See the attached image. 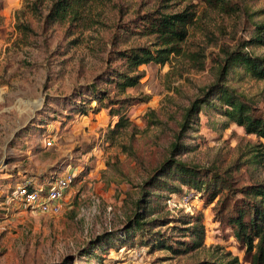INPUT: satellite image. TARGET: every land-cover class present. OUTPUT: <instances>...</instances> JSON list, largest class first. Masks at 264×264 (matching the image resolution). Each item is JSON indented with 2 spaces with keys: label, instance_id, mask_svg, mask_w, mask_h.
Masks as SVG:
<instances>
[{
  "label": "rangeland",
  "instance_id": "rangeland-1",
  "mask_svg": "<svg viewBox=\"0 0 264 264\" xmlns=\"http://www.w3.org/2000/svg\"><path fill=\"white\" fill-rule=\"evenodd\" d=\"M53 1L0 0V264H196L215 249L217 257L232 253L244 262V251L231 227L216 221L217 199L207 204L205 193L185 185L171 200H160L159 205L168 203L161 215L202 212L206 248L175 255L137 245L105 254L89 243L97 245L99 237L119 230L129 219L143 182L171 155L184 109L201 87L215 79L224 49L247 39L250 27L245 21L239 24L236 14L201 0H90L79 6L77 18L72 11L62 20L48 16ZM188 3L194 5L197 16L183 43V54L165 65L140 66L144 76L128 90L136 98L129 109L131 127L113 138L111 129L118 117H112L108 109L79 114L59 104L56 98L90 83L108 66L120 65L116 51L150 44L151 37L136 32L133 20L155 10L175 11ZM254 6L263 7L264 0ZM126 25L132 31L126 32ZM198 52L206 55L203 69L194 58ZM256 52L264 53V48ZM232 79L239 93L263 105L259 101H264L263 81L242 74ZM152 110L161 121L159 126L149 124ZM226 121L205 108L200 124L182 140L190 150L176 156L218 171L232 181L236 192L264 182V164L249 162L247 155L250 147L261 148L264 140L235 123L225 126ZM50 137L51 146L47 144ZM72 167L77 179L59 213L43 214L11 200L25 177L41 179ZM243 197L241 192L236 195Z\"/></svg>",
  "mask_w": 264,
  "mask_h": 264
},
{
  "label": "trees",
  "instance_id": "trees-1",
  "mask_svg": "<svg viewBox=\"0 0 264 264\" xmlns=\"http://www.w3.org/2000/svg\"><path fill=\"white\" fill-rule=\"evenodd\" d=\"M89 1L55 0L49 8L48 16L53 20H62L74 11V18H77L79 6ZM201 1L209 7L236 14L239 24L245 21L250 27L251 35L240 40L235 48L224 49V55L217 60L215 79L201 87L196 99L184 109L179 121V132L172 143L171 155L143 182L141 197L135 203V210L129 219L119 230L99 237L97 245L93 241L89 243V247L96 246L105 254L111 249H130L137 245L148 247L150 252L169 250L175 255L206 248L207 231L202 212L194 215L182 213L180 217L171 216L168 212L166 216L161 215L168 203L159 205L160 200H171L173 194L181 192V186L185 185L200 195L205 193L207 204H212L217 199L214 206L216 221L231 227L233 236L244 251V262L232 253L217 257L218 253L214 252H218V249H215L209 258H203L196 264H264V182L245 185L236 192L232 181L221 176L218 171L191 165L176 156L190 150V146L182 140L200 124L201 113L205 108H212L217 114L227 118L225 126L235 123L243 127L247 134L264 140L263 99L259 100L263 103L260 105L231 85L232 77L239 74L264 82V53L256 52V49L264 48V6L256 9L254 5L258 0ZM176 4L180 6L181 3ZM35 10H39L38 5H35ZM196 16L194 5L188 3L175 11L155 10L138 17L132 23L138 29L136 32L151 37L150 44L116 51L115 60L120 61V65L115 68L108 66L90 83L77 87L73 93L56 100L67 110L79 114H88L89 110L98 112L103 108L108 109L112 117H118L111 129L114 138L133 124L129 109L136 103V98L128 95V90L140 84L144 76L140 66L151 63L165 65L173 57L182 55L183 43L196 22ZM124 27L126 32L132 31L129 26ZM194 56L203 69L205 53L198 52ZM239 69L242 71H238ZM104 82L107 87L103 86ZM94 102L96 106L92 105ZM149 118L150 125L161 124L155 111L149 112ZM260 146L261 148L255 145L248 149L249 162L264 164V143ZM239 192L244 195L241 199L236 198ZM166 193L169 195H165ZM146 194H149V199L144 202ZM151 198L158 201L157 204ZM140 203L144 205L141 206ZM174 218L177 219L174 221ZM171 223L174 225H170ZM118 232L123 234L118 235ZM85 252L97 256L89 251Z\"/></svg>",
  "mask_w": 264,
  "mask_h": 264
},
{
  "label": "built area",
  "instance_id": "built-area-1",
  "mask_svg": "<svg viewBox=\"0 0 264 264\" xmlns=\"http://www.w3.org/2000/svg\"><path fill=\"white\" fill-rule=\"evenodd\" d=\"M53 144L52 137L47 141ZM77 173L72 167L63 174L51 173L47 177H25L12 192V201L21 203L33 211L43 214H57L63 208V200L71 188Z\"/></svg>",
  "mask_w": 264,
  "mask_h": 264
}]
</instances>
